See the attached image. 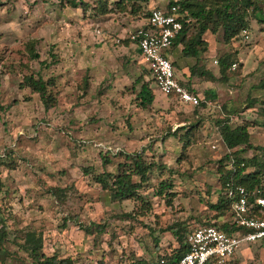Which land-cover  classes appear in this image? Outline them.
Listing matches in <instances>:
<instances>
[{
  "label": "rangeland",
  "instance_id": "1",
  "mask_svg": "<svg viewBox=\"0 0 264 264\" xmlns=\"http://www.w3.org/2000/svg\"><path fill=\"white\" fill-rule=\"evenodd\" d=\"M174 1L224 0H0V264H36V242L44 257L72 264H153L198 224L229 220L228 210L217 217L211 207L220 192L218 161L228 152L218 126L249 125L264 144V0H254L231 39L214 14L201 22L189 11L183 45L198 35L203 49L190 58L173 45L169 58L199 96L196 106L156 90L128 38L151 8ZM31 44L38 59L29 57ZM121 44L134 49L124 54ZM129 60L151 87L145 108L132 79L107 92L109 77ZM192 69L214 77L193 78ZM26 75L54 80L51 108L22 86ZM137 154L154 166L131 196L114 197L95 181L133 170ZM222 264H264V241L241 246Z\"/></svg>",
  "mask_w": 264,
  "mask_h": 264
},
{
  "label": "built area",
  "instance_id": "2",
  "mask_svg": "<svg viewBox=\"0 0 264 264\" xmlns=\"http://www.w3.org/2000/svg\"><path fill=\"white\" fill-rule=\"evenodd\" d=\"M192 19L178 4L153 7L145 24L128 38L138 48L155 86L166 96L196 106L199 96L177 75L168 55L173 40ZM233 162L230 157L228 167L233 169ZM220 190L228 201L230 218L224 222L233 230L226 232L213 222L198 224L187 234V250L179 259L170 262L161 255L153 264H222L241 246L264 241V178L250 185L228 181Z\"/></svg>",
  "mask_w": 264,
  "mask_h": 264
},
{
  "label": "trees",
  "instance_id": "3",
  "mask_svg": "<svg viewBox=\"0 0 264 264\" xmlns=\"http://www.w3.org/2000/svg\"><path fill=\"white\" fill-rule=\"evenodd\" d=\"M81 3V1L80 3L72 1L71 5L77 7ZM173 4H178L181 8V12L187 11V13H189L190 11V13L194 17H196L197 19H201V22H204L205 19L208 20L209 18H211V14H214L219 19V21H217L216 27H221V29L223 30V36L226 39H231L238 33V28L243 25L247 9L250 7H253L254 9L256 7L254 0H224L220 4H192L190 1H174L167 6H172ZM185 27L173 40L172 46L183 42V38L186 33ZM200 29L203 33L207 29V27L202 24ZM200 42L201 38H199L198 35L192 37L186 44L183 45V55L187 57H198L201 49H203L199 48ZM28 51L29 57L31 59L39 58V53L34 50L32 44L29 46ZM50 56H52L53 58L52 54H50ZM52 62L55 63L56 60L53 59ZM219 68L220 73H223L226 69V63L223 58H221L219 61ZM194 72L196 71L192 69L191 73ZM210 77H212V75ZM23 82L24 83L22 84V86H28L33 92L38 94L45 109H49L55 104V97L49 90L50 87L54 85L53 79L44 80L41 76H37V78H35L32 75H26L23 78ZM138 96L140 98V104L142 106H145L152 102L153 94L148 84H142ZM246 126L247 125L242 124L232 128L226 123H222L220 126H218L223 142L225 143L227 148L230 149V152H227L224 157L218 161V172L220 173L218 179L221 188L225 186L226 182L232 180L240 184L250 185L252 183L258 182L261 178H264V159L260 156H264V149L259 148L262 153L260 152L259 155L253 154L249 158L242 155V152L252 148V145L249 142V134ZM230 157H232L234 160L233 169L228 167V161L230 160ZM131 159L134 165L133 170L123 171L122 173L117 175H113L109 172H104L103 174L97 175L95 177V181L98 182L103 189L109 190L114 197L123 199L131 196L141 185V183L146 180L148 171L151 170L154 166L153 163L144 162L141 155L139 154L133 156ZM250 161H252L251 164ZM133 174L139 176L138 182L133 181ZM211 207L219 210V214L217 217L222 216L226 212V210H228V201L226 200L224 195H222L221 190L217 196V201L212 204ZM220 227L226 232H230L233 230L231 225L224 221L222 222V224H220ZM96 229L98 232H101L100 226H97ZM85 230L88 232V229L85 228ZM173 234L177 237V239H179L178 243L180 244V242H182V238L178 235V232L173 231ZM5 235V230L1 229L0 246L3 244ZM40 248L41 246L38 242H36L35 245L30 248L36 259V264H72L69 259H58L55 255L51 257H44L43 254L39 253ZM186 250V245L180 244V247L177 251L172 254L163 256L168 258L170 262H173L179 259L186 252ZM41 257L43 258L41 259Z\"/></svg>",
  "mask_w": 264,
  "mask_h": 264
},
{
  "label": "crops",
  "instance_id": "4",
  "mask_svg": "<svg viewBox=\"0 0 264 264\" xmlns=\"http://www.w3.org/2000/svg\"><path fill=\"white\" fill-rule=\"evenodd\" d=\"M207 30V29H206ZM206 30L203 32V33H205L206 32ZM118 45V44H117ZM135 45V44H134ZM117 47V46H116ZM136 47V46H135ZM175 47H177V48H179V49H183V42H181V43H178L177 45H175ZM106 49V48H105ZM131 49H134V47H133V45H129V44H121V45H119V47H118V51H121L122 53H124V54H129V52H130V50ZM135 49H137L138 50V48L136 47ZM180 50V51H181ZM107 51L109 52V54L113 51V52H118L115 48H113V50H109V48L107 49ZM139 51V50H138ZM105 52V51H104ZM140 53V52H139ZM139 53H138V56H140L139 55ZM108 54V53H107ZM168 55H169V57H171L170 56V54L168 53ZM199 57V56H198ZM198 57H196V58H198ZM142 58V57H141ZM190 58H192V57H190ZM194 58V57H193ZM188 59V58H187ZM132 61V60H131ZM142 63H143V68L145 67V69H146V63H145V61L142 59V60H140ZM128 62H130V60L128 61ZM127 62V63H128ZM133 62V61H132ZM132 62H130V63H126L127 64V66L126 65H122L121 66V68L119 69V71H118V73H116V72H114V74H113V76H111V77H109L110 79H112L113 81H112V83L108 86V88H107V92H111L112 90H114L115 88L117 89V88H119L120 86H121V88H123V89H125L126 87H129V85H131V81L133 80V85L132 86H134V84L136 83L137 85H138V87L136 88L135 87V91H136V93H137V98H139V96H138V93H139V91H140V89H141V86H142V84L143 83H145V84H148V83H146V82H144L141 78H142V71H141V68H140V71L139 70H137L136 69V67H134V66H132ZM88 65H90V63L88 64ZM96 67H98L99 66V68H100V65H95ZM90 67H91V65H90ZM131 68L132 69V71H130V72H128V68ZM99 68H97L96 70H98ZM142 68V69H143ZM191 68H193V67H191ZM183 69H184V71H188V67L187 66H183ZM206 69H213V66H210L209 67V61H207V64H206ZM189 70H191V69H189ZM91 71V70H90ZM107 71V70H106ZM196 72H194V73H192L191 75H193L192 77L194 78V76H206V75H208V76H211L212 74L210 73V71L209 70H200V71H197V70H195ZM107 72H109V71H107ZM205 72H207V73H205ZM102 73H104V72H102ZM203 73H205V74H203ZM139 74V75H138ZM144 74V73H143ZM211 74V75H210ZM91 75H92V72H91ZM133 75H136V76H133ZM138 75V76H137ZM212 77H214L213 75H212ZM97 78V77H96ZM108 79V77H106V78H104V77H101L100 79H99V81H102V80H107ZM109 79V80H110ZM132 79V80H131ZM113 86V87H112ZM136 86V85H135ZM149 86V85H148ZM154 86H155V84H154ZM115 87V88H114ZM156 87V86H155ZM149 88H150V90H151V87L149 86ZM157 88V87H156ZM156 90H158L160 93H162L158 88L156 89ZM153 94V93H152ZM163 94V93H162ZM210 95H212V96H214V94L212 93V92H210L209 93ZM166 96V95H165ZM154 98V97H153ZM175 98V97H174ZM139 101H140V98H139ZM152 101H153V99H152ZM152 103V102H151ZM150 103V104H151ZM183 103V102H182ZM149 104V105H150ZM185 104V103H184ZM187 104V103H186ZM141 105V104H140ZM148 105V104H147ZM147 105H145V106H147ZM148 105V106H149ZM190 105V104H189ZM145 106H142L141 105V107H144L145 108ZM192 106V105H191ZM247 127V131H248V134H249V142L251 143V145H252V148L253 149H251V152L252 153H254L256 150L255 149H261V148H263L264 149V144H262V145H258V142H256V141H254V139H253V137H252V135H251V131L249 130V125H247L246 126ZM233 128V127H232ZM221 136V135H220ZM221 140L223 141V139H222V137H221ZM224 143V142H223ZM224 145H225V143H224ZM225 148H227V146L225 145ZM250 149H248V150H246V151H244V152H242V155H244L245 157H249L250 155H252V153L250 152V154L247 156V154H248V151L250 150ZM227 151L228 152H230V149L229 148H227ZM253 244V243H252Z\"/></svg>",
  "mask_w": 264,
  "mask_h": 264
}]
</instances>
